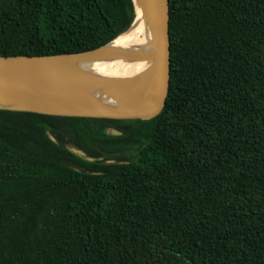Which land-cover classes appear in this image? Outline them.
<instances>
[{
    "label": "trees",
    "instance_id": "obj_1",
    "mask_svg": "<svg viewBox=\"0 0 264 264\" xmlns=\"http://www.w3.org/2000/svg\"><path fill=\"white\" fill-rule=\"evenodd\" d=\"M170 14L156 118L0 110V264H264V0ZM134 19L133 0H0V57L95 50Z\"/></svg>",
    "mask_w": 264,
    "mask_h": 264
},
{
    "label": "water",
    "instance_id": "obj_2",
    "mask_svg": "<svg viewBox=\"0 0 264 264\" xmlns=\"http://www.w3.org/2000/svg\"><path fill=\"white\" fill-rule=\"evenodd\" d=\"M170 2L133 0L135 19L130 28L95 50L0 57V110L111 120L156 118L171 86ZM140 24L147 31L145 43H118ZM120 64L142 65L143 70L116 73ZM111 134L123 132L113 129Z\"/></svg>",
    "mask_w": 264,
    "mask_h": 264
},
{
    "label": "bare ground",
    "instance_id": "obj_3",
    "mask_svg": "<svg viewBox=\"0 0 264 264\" xmlns=\"http://www.w3.org/2000/svg\"><path fill=\"white\" fill-rule=\"evenodd\" d=\"M147 40V31L144 24L135 25L127 34L122 36L118 43L123 46H134L145 43ZM116 73L132 74L143 70L142 65L138 64H120L115 68Z\"/></svg>",
    "mask_w": 264,
    "mask_h": 264
}]
</instances>
